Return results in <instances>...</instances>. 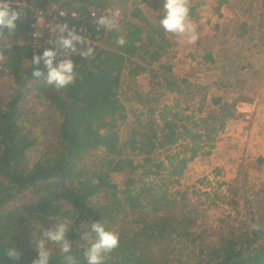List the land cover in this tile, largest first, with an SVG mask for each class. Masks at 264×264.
<instances>
[{
	"label": "trees",
	"instance_id": "1",
	"mask_svg": "<svg viewBox=\"0 0 264 264\" xmlns=\"http://www.w3.org/2000/svg\"><path fill=\"white\" fill-rule=\"evenodd\" d=\"M9 3L12 9L22 13V17L13 36L5 30V39H0V52L6 57L2 68L14 79L13 93L7 105H0V264H32L38 258L35 246H29L33 237H26L33 230L31 222L35 215L49 226L67 217L75 219L87 214L93 222H102L110 230L124 213L127 217L134 216L129 223L141 230L127 229L118 233L120 246L105 264H145V261H149L148 264H264V224L261 231L250 229L251 232L240 236L230 231L227 236L219 235L215 242L202 241L196 246L199 236L189 232L194 220L185 216L174 200L151 197L147 204L152 209L144 212L145 205L139 202L144 193H135L131 188L136 183L132 176L139 169H143L145 177H159L167 171L173 177L182 176L190 162L213 148L206 144L208 138L224 127V122L218 126L202 119L195 124V130H185L187 142L178 147L181 150L167 154L165 160H156V152H168L179 146V126L165 116L162 121L158 120L156 109L146 107L134 112L136 124L146 131L131 127L122 140L119 128L127 120L126 106L119 96L122 76L128 68L133 77L147 71L139 60L149 65L160 60L168 46L164 30L147 16L145 18L141 8H135L131 15L136 18L137 25L126 31V45H117L116 41L121 37L119 31L109 32L105 36L106 46L94 48L95 58H72L77 79L67 89L58 91L32 75L34 55L27 41L32 30L33 10L57 6L69 13L77 11L85 17L87 26L94 32L93 37L100 34L102 38L105 33H96L87 16L92 9L112 7V1L9 0ZM64 23L81 27L84 20L76 21L69 14ZM208 60L213 62L211 57ZM164 69L172 70L166 65ZM258 72L264 77L262 70ZM32 85L37 98L57 112L60 124L52 156L28 165L26 159L36 146V140L29 139L24 133L29 122L24 106ZM165 87L173 92L179 85L167 80ZM214 102L219 105L221 100ZM48 130L46 127L45 132ZM100 149L105 155L94 170L81 166L88 153ZM126 151L143 157L144 163L135 165ZM115 173L125 175V189L113 181ZM26 193L32 195V201L21 202L19 206L13 204ZM103 193L104 202L94 203L93 199ZM262 194L264 196V191ZM253 223L258 224V221L252 216ZM172 234L191 243L194 249L188 254L184 249L176 250L175 256V252L169 251ZM69 235L71 233L68 238ZM69 240L73 242L71 254L80 264H86L87 242L82 240L81 234ZM14 247L21 253L20 260H10L4 254L5 249ZM50 264H63L59 249L52 253Z\"/></svg>",
	"mask_w": 264,
	"mask_h": 264
},
{
	"label": "rangeland",
	"instance_id": "2",
	"mask_svg": "<svg viewBox=\"0 0 264 264\" xmlns=\"http://www.w3.org/2000/svg\"><path fill=\"white\" fill-rule=\"evenodd\" d=\"M108 1H112V7L119 10L122 14L123 24L120 27V36L125 37L128 29L136 27L137 20L131 16V13L137 7L142 9L145 18L147 16L156 26L161 27L159 21L164 14V0ZM193 1L190 0V9H194H191V12L193 11V16L197 14L202 23L206 24L209 18H211L212 24L219 21L212 4L207 5V2L203 0L202 2L196 0L194 1L195 3ZM227 17L231 19L229 16ZM231 17L236 19L234 14ZM222 20L224 21L223 23H226L225 19ZM241 21L243 20H232L230 25L227 24V29L226 27L222 28L225 39L222 45H218V32H220V29L217 30L215 27H210L205 36H202L201 32L203 31L204 33L206 29L200 30L201 24L193 21L197 25L200 37H203V51L200 49L198 53L195 47L199 41V45L201 44V39L195 45H187L179 43L176 38L165 33L168 40L166 49L168 50L162 52L158 62L149 65L139 60V63L147 71L140 73L136 77L131 75L130 68L125 70L119 89V96L126 106L127 116L125 122H120L119 128L123 141L128 135L129 128L138 127L139 131H143L142 125L139 127L140 125L135 122L134 112L138 113L146 109V107H153L157 111L155 116L158 117V120L162 121L165 116L179 126L177 136L179 146L168 152L159 151L154 154L156 160H165L164 158L167 154H174L176 150L182 149L178 147L187 142L185 141V130H195V124L198 121L207 119L214 123L216 120L219 126L223 123V114L234 109V103L251 100L249 104L254 105L252 98L258 95L261 97L258 102L264 104V84L262 85L264 77H262L263 73L260 74L258 72V70L264 72V38L260 39V34L256 35L255 39H251L247 35V37H243L240 32L243 33L244 31L241 27L244 22ZM235 23L237 26L232 29L231 27ZM240 27L241 29H239ZM260 44L262 45L261 53L251 51ZM212 56L216 60L215 63H210V60H208V57L212 58ZM165 65L170 66L172 70H165ZM231 70L237 72V74L231 73ZM167 80L177 82L179 87L173 92H169L165 87ZM13 86V76L3 68L0 69V105L2 107L7 105L10 95L13 93ZM30 87V96L24 106L29 122L24 129V133L29 139L36 140V146L26 159L28 165L37 161H44L52 156L56 146V133L60 124L57 112L52 110L44 100L37 98V91L33 85ZM215 99H220L221 103L216 105ZM145 102L148 104L144 105L143 103ZM252 109L253 107L250 108L251 111ZM261 114L264 117V109ZM143 119L145 120V118ZM253 121L254 117L245 119L242 116L241 119L239 118V122L242 125L241 130L237 133L241 132L244 136H251V134L257 136L258 132H262L259 135L261 136L262 134L264 137V129L258 131L256 127H253ZM224 125H227L226 122H224ZM225 126L208 138L206 144L212 145L213 148L207 149L206 155L199 156L196 160L190 162L182 176L173 177L167 171L159 177H145L143 169L137 170L132 176L136 182L132 185V190L135 193H144L139 201L143 206L145 205L143 208L144 212H149L152 209L151 205L148 206V201L152 199L151 197H158L163 201L170 198L178 204L185 216L194 220L189 232L192 235L199 236V242L195 244L196 246L202 241L215 242L219 235L226 234L227 236L230 231L237 236L251 232L249 225L251 224L252 216L255 217L258 224H264V208L261 207L264 206V200L261 201L264 198L262 194L264 191V163L260 170L252 167L247 168L243 156L239 154L241 162H238L240 167L237 171H229L226 164H219L220 161L230 156H227V153L218 146L221 142H228L227 140L232 137L228 136L231 130H226ZM46 127H49L48 133L45 132ZM126 153L134 160L135 165L144 163L143 157L136 156L128 151ZM104 155L105 151L101 149L91 151L82 160L81 166H85L87 170H94ZM112 179L121 189L126 188L127 182L124 174L115 173L112 175ZM104 197V193L100 194L93 199V202L102 203L104 202ZM32 199V195L26 193L18 197L13 204L19 206L21 202L27 203L32 201ZM36 218V215L32 218L33 230L30 235L26 236L33 237L32 244L29 246H36L42 238L43 231L51 230L55 227V224L51 225L48 223V226ZM133 219L134 216L127 217V214L124 213L111 225L110 231L117 233L127 229L128 231H140L141 229H136L135 224L131 225L129 223ZM58 223L69 224L71 226L69 238L74 239L77 235H80L81 225L90 226L93 220L89 215L84 214L75 219L67 217L56 224ZM128 231L126 232L128 233ZM124 234L126 233L124 232ZM191 238L193 239V236ZM169 241H171L169 251L175 252L176 250L184 249L186 254H188L194 249L191 243L187 244L185 240L183 242L182 238L174 234H172ZM49 248L52 253L58 250L51 244H49ZM174 254L177 256L176 252ZM148 262L145 261V264H148Z\"/></svg>",
	"mask_w": 264,
	"mask_h": 264
},
{
	"label": "clouds",
	"instance_id": "3",
	"mask_svg": "<svg viewBox=\"0 0 264 264\" xmlns=\"http://www.w3.org/2000/svg\"><path fill=\"white\" fill-rule=\"evenodd\" d=\"M163 7L164 14L159 23L164 32L176 38L179 43L195 45L200 35L197 25L191 18L190 0H164ZM60 15L63 16L64 13L60 12ZM73 15L75 16V13ZM93 15L95 16V13ZM119 16L120 11L116 10L111 15L99 16L96 23L108 32L119 31ZM21 17V12L10 7L9 0H0V39H5V30L13 36ZM55 30L58 36L49 41L54 45L55 50L45 49L42 55L34 54L31 63L34 66L32 75L43 79L46 85L59 91L74 84L78 76L76 65L70 58L71 54H78L84 59L95 58V49L90 41H86L82 35L78 34L77 29H70L67 23H57ZM116 43L122 47L126 45V40L121 36ZM78 45L82 47L78 48ZM5 59L3 53H0V63ZM249 227L253 231L262 230V226L256 223L250 224ZM70 228L71 226L67 223H58L51 230L43 231L42 238L35 246L38 258L33 260L32 264H50L52 252L49 244L59 249L63 264H80L71 254L73 242L68 238ZM80 234L82 240L88 244L84 250L86 264H105L106 259L120 246L119 234L107 230L102 222H93L90 226L81 225ZM4 254L10 260H20L21 257V253L15 247L5 249Z\"/></svg>",
	"mask_w": 264,
	"mask_h": 264
},
{
	"label": "crops",
	"instance_id": "4",
	"mask_svg": "<svg viewBox=\"0 0 264 264\" xmlns=\"http://www.w3.org/2000/svg\"><path fill=\"white\" fill-rule=\"evenodd\" d=\"M196 1V0H194ZM193 1V2H194ZM199 2H202V0H198ZM207 2V5H213V10L215 13H217V18L219 21H216L214 24H212L211 18H209L205 23H202L201 20H199V16L196 14L195 16L193 11L191 12V18L193 21H196L197 24H201L199 27L200 30H205L206 31L203 33L201 32L202 36H205L208 28L210 27H215L217 30L220 29V32H218V45L224 44V31L222 28L227 29L228 25L231 24L232 20H237L240 21L241 19L244 22L242 24L243 28V33L240 32V34L245 37L246 35L251 38L255 39L256 35L260 36V39L264 38V0H203ZM195 3V2H194ZM218 5V7H216ZM194 10L193 8H191ZM242 11V12H241ZM232 14L236 17H231ZM242 15V16H241ZM132 16V15H131ZM224 16V17H223ZM226 16V17H225ZM227 16H229L231 19H229ZM241 17V19H240ZM221 18V19H220ZM222 19H225L226 23H223L224 21ZM224 24V25H223ZM232 26V25H231ZM236 23L233 25L231 28L234 29L236 28ZM241 27L239 29H241ZM247 29V30H246ZM238 30V29H237ZM250 30V31H248ZM223 31V32H222ZM239 31V30H238ZM248 32V33H247ZM200 34V33H199ZM201 39V44L199 45V42L195 45L196 47V52L199 53L200 49L202 50V38ZM240 36V35H239ZM246 36V37H247ZM262 48V45L260 44L258 47L255 46L251 51H256V53H261L260 49ZM264 48V47H263ZM168 50V49H166ZM199 50V51H198ZM264 52V50H263ZM204 57V53H203ZM212 60H210V63H215V58L212 56ZM232 68V67H231ZM257 68V67H255ZM258 68H261L258 66ZM254 101V105L249 104V101H238L234 103L233 107L234 109L231 110L228 113L223 114V121L226 122V130L230 129V133L228 136H232L228 142H221L218 144L220 148H222L226 153L227 157L226 159H223L222 161L219 162L221 165H225L228 168L229 171H237L238 168L240 167L241 159L240 157L243 156V160L245 162V166L247 168L252 167V168H257V169H262V165L264 163V137L259 135L258 132L257 136H244L240 133H237L241 130V123L239 122V118L245 117L250 118L254 117L253 127H256L258 131H261V129H264V117L261 114L262 110L264 109V104H261V102H258L261 100V97L258 95L256 97L252 98ZM252 101V102H253ZM264 101V100H263ZM241 106V107H240ZM253 107L252 111L250 108ZM242 108V109H241ZM240 110V111H239ZM242 112V114H240ZM251 115H250V114ZM216 123V120L215 122ZM224 128V127H223ZM254 129V128H253ZM225 131V130H224ZM253 132V131H252ZM222 133V131H221ZM264 134V133H263ZM246 142V143H245ZM232 152L230 153V151ZM237 149V150H236ZM239 154L241 156H239ZM245 156V157H244ZM243 166V162L241 163Z\"/></svg>",
	"mask_w": 264,
	"mask_h": 264
},
{
	"label": "built area",
	"instance_id": "5",
	"mask_svg": "<svg viewBox=\"0 0 264 264\" xmlns=\"http://www.w3.org/2000/svg\"><path fill=\"white\" fill-rule=\"evenodd\" d=\"M117 9H114L113 7H107V8H101V9H92L90 14L87 16L88 19L92 22V25L94 26L96 33L104 32V36L100 38V34H97L93 37V31L87 26V21L85 20V17L77 12L73 11L69 13L68 11H65L57 6H51L48 9L43 8H37L33 10V24H32V30L30 37L27 41V45L30 48L31 52L34 54L42 55L43 51L45 49H52L55 50L54 45L50 44L49 41H52L55 39L56 36H58V32L55 30V25L57 23H64V20L67 19L68 15L70 14L73 18L78 20H84V23L81 27H78L76 25L69 26L70 29H77L78 34L82 35L86 41L91 42V46L94 48H103L105 47V41L106 37L109 35V32L106 31L103 27L97 25L96 19L101 15H111L114 11ZM60 12H63L64 15L61 16ZM75 13V16L73 15ZM95 13V16L93 15ZM118 22L121 27L123 24V17L120 12V16L118 17ZM83 29V31H80ZM115 31V30H114ZM119 32H121L119 30ZM104 44V45H103ZM82 46L78 45V48ZM86 47V46H85ZM79 56L78 54H71L70 58H74ZM65 58V57H61ZM3 67V62L0 63V69Z\"/></svg>",
	"mask_w": 264,
	"mask_h": 264
}]
</instances>
